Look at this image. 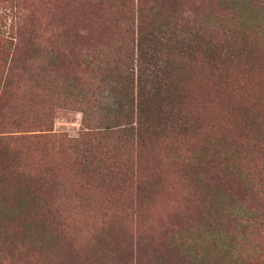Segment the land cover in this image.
<instances>
[{
	"label": "rangeland",
	"instance_id": "374dc122",
	"mask_svg": "<svg viewBox=\"0 0 264 264\" xmlns=\"http://www.w3.org/2000/svg\"><path fill=\"white\" fill-rule=\"evenodd\" d=\"M32 1L45 2L39 6L40 15L44 19L50 16L54 18L55 13L64 10L74 17V23L84 21L81 25L73 24V33L82 38L87 31L91 34L90 22L94 20L93 12L96 9L92 6L94 2ZM229 1L181 0L175 7L167 6L156 10L159 15L149 28L151 35L156 36L152 45L162 52L158 57L160 61H156L159 64L157 77L164 80L168 77V91L176 90L173 79L177 75L173 72V57L180 54L184 56L185 62L191 60L186 66L195 67L200 75L195 81L188 83H192L188 92L191 91L192 98L198 96L206 103V115H212L214 125L216 117L222 122L221 140L218 145L219 140L216 138L213 155H206L208 151L204 148L207 145L197 148L199 145L196 146L195 143L196 147L192 149L199 157L206 155L204 160L210 162L206 168L208 175L197 174L190 186V176L187 174L186 178H183V174L167 178L169 187L163 188L159 191L160 195L153 197L149 222L155 224L154 232L140 231L139 224L136 223L138 215L134 211V195L125 204L126 212L122 215L116 213V209L108 202L97 200L92 195L88 183L98 187L101 184L100 176L95 170L84 168L80 164L81 153L76 151L81 148L70 143L71 139L77 138L84 131L81 114L76 108L63 110L62 103L54 92H47L41 98L36 97L29 88L40 89L48 80L42 72L45 66L40 61L41 58L27 62L17 60L13 63L12 50L9 53L8 48H3V32L0 34V138L15 137L19 134L15 132V128L21 129L11 125L2 126L4 120L7 124L13 122L7 120L10 109L18 108L27 112L16 123H30L34 117V121L37 120L36 113L40 109L47 113L48 131L32 128L33 131L28 134H45V137L36 139L40 141L37 152L43 150L42 158H46V161L51 157L49 161L58 162L61 157L59 166L67 168L63 183L59 182L58 187L54 183L49 185L54 186L53 194L55 187L57 188V194L61 197V210L71 214L70 221L77 239L73 241L72 249H68V244H65L58 251L51 243L46 244L31 236L36 230L34 226L32 233L25 234L30 225L23 227V222L2 219L0 264H264V0H261V8L255 6L258 10L255 21H250V25L239 29L232 25L231 20L234 18L231 17L233 11ZM9 2L10 0H0V11L7 12ZM235 21L238 22L236 17ZM3 30L0 27V32ZM6 33L8 35V30ZM101 62L104 61L97 62V67L94 68L99 78L97 94L109 106H106L108 109L101 108L104 118H98L93 124L95 127L116 128L121 123L117 117L119 113L121 120H128L122 107L130 104H126V99L121 94L117 74H101L99 66H106ZM223 63H231V72L228 73L231 77L217 87L218 76L224 74L221 71ZM61 68L73 73L69 80L74 74L79 77L83 75L82 68L75 65L66 64ZM250 76L253 79L249 81L248 91L253 93V90H258L262 96L256 111L248 109L245 90L237 91V85ZM53 77L55 75L51 78ZM143 79L156 81L152 78ZM47 84L48 82L43 86ZM146 86L148 85L142 84L144 90ZM160 90L164 96L168 94L163 89ZM230 92H237L238 96L231 95ZM191 103L192 108H195L193 100ZM147 109L141 120L151 122L155 112L148 105ZM109 115L113 119L107 120ZM211 151L212 149L209 150ZM19 152V157L14 158V169L16 166L18 170L14 176L32 187H39V182L34 180L33 175L43 172L44 163L32 165L31 160L40 162V157H30L34 154L32 150L23 147ZM215 177L218 190H215ZM193 182L197 183L196 188L191 186ZM207 182L209 187L205 185ZM9 184L0 180V198ZM44 189L43 191H48L47 188ZM146 196L147 191L144 190L139 198L144 201ZM75 206H80L78 210L83 212L75 214ZM96 230H103L101 235L106 234L104 237L111 230L118 242L122 243L121 249L110 253L93 251L91 237ZM31 244H34L33 248ZM65 250L69 252L68 258Z\"/></svg>",
	"mask_w": 264,
	"mask_h": 264
},
{
	"label": "trees",
	"instance_id": "16d2710c",
	"mask_svg": "<svg viewBox=\"0 0 264 264\" xmlns=\"http://www.w3.org/2000/svg\"><path fill=\"white\" fill-rule=\"evenodd\" d=\"M92 2L96 9L93 12L94 20L90 22L91 34L87 31L82 38L79 34L73 33L72 26L76 23L84 24V21L78 20L79 22L74 23V17L68 15L70 13L63 10L55 13L54 18L50 16L44 19L40 15L39 6L45 2L10 0L9 10L4 13L0 11V27L4 29L0 32V34L3 32L2 46L4 49L8 48L9 53L10 49L12 50L13 63L17 60L32 61L39 57L44 66H47L42 67V72L48 77L46 80L48 84L43 86L45 82L40 89L29 88L36 97L41 98V95L47 92H54L62 103L63 110L70 111L76 108L81 114V126L84 131L77 138L71 139L70 143L81 148L76 151L78 154L81 153L80 164L84 168L95 170L100 176L101 184L98 187L88 183L92 195L96 196L97 200L108 202L120 215L126 212L125 204L134 195L136 200L134 211L138 215L136 223L139 224L140 231L154 232L155 224L149 222L153 197L160 195L159 191L163 188L169 187L167 178L178 174H183V178H186L187 174L190 176L188 181L190 186L191 180L197 174L208 175L206 168L210 162L204 160V157L214 151L216 138L219 145L222 122L216 117L214 125L212 115H206V103L197 98L198 96L192 98L191 91L188 92L192 85L188 83L195 81L200 75L195 67L186 66L191 60L185 62L184 56L180 54L173 57L175 60L173 72L177 75L173 79L177 86L176 90L168 91L170 86L168 77L165 80L157 77L159 64H156V61H160L158 57L162 52L152 45L156 36L151 35L149 28L159 15L156 10L165 9L167 6L175 7L181 0H90V3ZM229 3L233 11L231 17L234 18L231 20L232 25L239 29L241 26L250 25V21H255L254 18L258 15L255 6H260L261 0H230ZM235 17L238 22L235 21ZM100 60L104 61L101 64H106L105 68L99 66L101 74L103 72L117 74L121 94L126 99V104H130L122 107L128 120H121L119 113L117 117L121 123L116 128L95 127L93 124L98 118H104L101 108L108 109L106 106H109L97 94L99 78L94 68ZM66 64L82 68L83 75L79 77L74 74L69 80L73 73L61 68ZM225 64L227 63L221 66L224 74L220 72L222 74L218 76L217 87L231 77L228 74L231 72V63ZM51 75L55 77L51 78ZM143 78H152L156 81ZM252 79L250 76L242 80V84L237 85V91L245 90L248 109L256 111L259 109L262 96L258 90H253V93L248 91L247 86ZM142 84L148 85L145 90ZM160 89L168 94L164 96ZM230 94L238 96L237 92ZM191 100L196 104L194 105L196 110L192 108ZM147 105L155 112V115L152 112L151 122L141 120L144 112L148 111ZM129 109L131 111H128ZM24 113L27 112L22 109H10L7 120L13 122L11 124H7L6 120L2 122L4 127L11 125L21 129L15 128V132L19 133L15 137L0 138V180L10 183L0 198L2 215L0 221L17 220L23 222V227L30 225L25 234L32 233L34 226L36 230L31 236L46 244L51 243L58 251L64 248L65 244H68V249H72L73 241L77 239L70 221L71 214L61 210L59 207L61 197L57 194V188L55 187L53 194L54 186L49 185L54 183L58 187L59 182L63 183L67 168L59 166L61 157L58 162L49 161L51 157L46 161L44 160L46 158H42L43 150L37 152L40 141L36 139L45 137V134H28L33 131L32 128L48 131L47 113L40 109L36 113L39 117L37 120L34 121V117L30 123L22 121L16 123L15 121L21 119ZM106 119L111 120L113 117L109 115ZM238 140L240 141L239 137ZM195 143L196 146L199 145L197 148L207 145L204 148L208 151L205 156L199 157L198 153L192 150L196 147ZM23 147L34 152L30 157L33 155L40 157V162L31 160L32 165L44 163L43 172L40 175H33L34 180L39 182V187H32L14 176L16 171L18 172L16 166L14 169V158L19 157L20 148ZM23 153L22 151L21 154ZM205 185L209 187L208 182ZM191 186L196 188L197 183L193 182ZM44 188L48 191H43ZM215 188L218 190L216 177ZM59 190L61 191L60 188ZM144 190L147 191V196L142 201L139 196ZM78 207L80 208L75 206L73 209L75 214L83 212L79 211ZM102 232L103 230H96L91 237L93 251L110 253L115 249L117 251L121 249L122 243L118 242L111 230L108 231L107 237H104L106 234L101 235ZM31 247L33 248L34 244H31ZM67 250L65 255L68 258Z\"/></svg>",
	"mask_w": 264,
	"mask_h": 264
}]
</instances>
